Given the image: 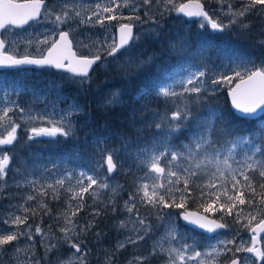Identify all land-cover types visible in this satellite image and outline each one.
Returning <instances> with one entry per match:
<instances>
[{
	"label": "snow or ice",
	"instance_id": "obj_1",
	"mask_svg": "<svg viewBox=\"0 0 264 264\" xmlns=\"http://www.w3.org/2000/svg\"><path fill=\"white\" fill-rule=\"evenodd\" d=\"M152 2L153 0H143L145 5H151ZM156 2L163 5L165 11L175 10L177 13H183L187 17H201L213 31H223L232 25L247 29L249 25L244 22L243 18L253 11L259 12L261 9H264V0H240L239 8H233V5L228 3L225 15H228L230 19L228 24H224L210 16L204 10L199 0H196L195 3H182L178 6L175 0H156ZM217 2L223 4L225 0H217ZM169 5L171 9L168 8ZM127 7H129L128 0H122V2L121 0H109V4L106 6L97 4L92 14L87 19H84L81 16V12L75 10L73 5L67 2L61 3L59 0H53L51 5L46 0H0V68H14L18 72H25L27 68L24 66L53 67L70 73L72 77H78L79 80L72 79L71 83L83 87L89 79V70L97 62L101 61L102 52L113 58L122 49L125 50L124 54H128L130 42L138 39V37H134L133 25L131 23H124L119 26L118 40L113 37L110 43L108 40H105L103 42H93L91 45L83 44L85 48H89L90 50L95 49V54L78 56L73 51V43L70 39V32L72 30L70 21L79 19L80 24L99 23L103 25L105 20L117 19L118 10ZM136 10L133 7V11ZM103 13H108L109 15L104 16L102 15ZM42 17L50 21L56 28H59L61 25H69V30L58 31L57 33H53L51 38L45 36L42 40H38V44L49 45L44 55L34 57L25 54L17 57L16 55L9 54L6 50L9 41L3 38V33L7 32L9 28L23 27L30 22L39 23ZM93 17H95V20H93ZM123 18L130 21L140 19L139 16ZM199 26L200 28H204L205 23H200ZM29 43L31 42L29 41ZM145 62L147 61H140V64L142 65ZM207 76V70L192 72L186 79L179 81L182 86V91L180 92L175 91L171 85L157 86L155 82H149L141 87L139 94L143 97L154 93L156 96L166 99L175 98L172 101L175 110L171 111L170 116L161 117V121L155 124L157 129L166 128L167 135L171 136V134L180 131L184 126L183 121L194 117L191 104L199 102L207 91L205 88ZM65 79L68 78L65 77ZM210 83L214 86L220 84L234 85L229 88L232 105L237 110L239 119L242 122H255V128L251 129L248 135H243L237 133L235 128L228 126L219 127L217 126V122L222 123L220 115L214 110H209V112L204 114L199 124L202 128L201 133L194 137L191 143L180 144L175 147L165 143L163 150L153 152L146 162V174H154L153 182L151 184H141L137 188L136 193L129 195L128 199L124 201V210L131 216H134L135 219L132 222L139 225L135 229L137 233L135 238L132 236L126 237L127 243L135 244L139 240H143L145 235L151 230V226L148 224L146 218L141 217L139 214L137 200L155 209L157 218L161 221L165 220V216L162 215L165 209H184L182 218L188 225L209 233L225 228V224L208 219L207 216L201 215L199 212L187 210L185 205L190 196L192 186L201 189V197H215L212 202L201 204L205 213L215 211V206L220 202L222 196L225 198V203L220 204L219 210H226L229 215L232 214L233 209L237 205H244L246 202L254 211L258 207L264 206V193H257L256 191V176L249 175L250 172L258 174L262 178V182L258 186L260 189H264V159L257 158L258 153L264 156V119H261V117H264V65L256 66L250 60L237 63L236 67L231 69V74L219 73L215 78L210 80ZM51 87L62 91L61 86L55 83ZM27 88L28 85L23 80H20L17 82L14 94L20 95ZM185 94L188 95L186 96ZM193 94H195L194 100L191 99ZM4 95H7L6 91ZM121 102L122 97L120 93L116 92L111 93L109 98L104 101V104L114 106ZM14 108L18 109L21 113L25 112V109L16 104L15 101H11L8 106L0 108V128L8 129L6 135L0 136V153H3V146L13 145L17 141V130L20 128V124L16 123L9 115L14 111ZM80 111V107L74 101L69 106L67 113L59 121L53 122L48 120L51 127H31L28 129L30 133L28 140L31 141L42 136H70L72 134V125L69 122L67 127H65V123L69 116ZM28 119L32 121L44 120L45 117L29 116ZM227 138H231V140ZM257 140L260 141V146H257ZM240 144H251V155L245 153L243 161H236L237 167L233 168L229 161L230 159H234V150ZM225 145H229V147L225 149ZM222 152H225L223 156ZM114 154V152H108L103 156L102 166L106 168L108 176L117 167L114 162ZM11 159L7 153L0 154V184L6 185L7 183L6 177ZM162 160L164 161V166L161 165ZM178 161H182L183 163H177ZM209 166L215 168V171L206 172ZM225 173L228 175L226 176ZM68 175L71 174L69 173ZM79 176L82 179L77 180L78 190L68 189V191L73 193L71 199H78L79 205L75 210H72V205L69 204V213H65L64 215V227L60 228V232L63 233L62 237H55L51 233V230L45 232L39 225L33 229L32 225L27 224V216L13 215L3 221L4 224L10 227L0 229V254L7 252L9 250L7 246H11L13 256L18 257L20 253H24L28 257L24 261L17 259V264H41V260L35 258V252L33 251L35 248V237L40 236L41 245L45 249V256L54 251L59 252L62 244H67L70 249H74L70 257L65 260H61L60 256L57 255L56 264H87V253L82 249L79 233L87 232L93 225L89 223L78 227L74 223V217L84 206L85 193L95 198L97 193L93 189V186L100 189H108L110 185L105 180H98L95 175L88 174L85 171H81ZM202 176L207 177V182L197 184V181ZM161 180L164 182H160ZM217 180L220 181L219 185L217 184ZM85 181L87 182L86 184ZM26 182L32 184L35 188L36 181ZM64 183L63 179H58L54 185L41 186L43 190L37 189V193L39 196H45L48 194L47 189H51L53 198H58L56 196V186L58 185L62 188ZM229 184L230 187L228 186ZM118 188V185L111 187V191L116 193ZM213 189L215 191H212ZM2 191L3 189L0 188V192ZM245 191L251 194L247 198ZM141 192L143 195H139ZM177 193H179V196L176 195ZM257 195L261 196L259 205L256 204L254 199ZM36 198V196L29 195L27 199L35 200ZM40 207H46V205L41 204ZM24 211L28 212L29 209L25 208ZM113 211H115V208H113ZM260 211H264V208H260ZM32 214H35L34 210ZM99 214V212L95 213V215ZM242 214V209L237 212V222H239ZM168 215L170 216L171 214L169 213ZM254 221H257V215L249 212L247 214V225L245 226L250 227L252 235L248 246L238 245L232 249L228 245H235V240H221L219 244L223 245V248L212 247L210 251L201 252L194 250L193 245L188 243H183L179 248L170 247L164 249L157 242L150 255H157V251L159 250L161 255H167L165 264H188V261L193 260L198 261V264H218L219 256L225 252H231L232 258L230 259V264H241L242 258L237 256L236 253L244 252L250 254V256L243 258L244 264H254V262L255 264H260L261 261H264V249L261 248V241L258 238L261 233H264V218H260L252 226ZM126 223V221H121L119 226L125 228ZM12 225L16 226L15 230L11 228ZM21 225H26V228L21 230ZM177 235V226L169 221V227L164 239L170 241L176 240ZM22 237L31 243L21 247L20 241ZM124 247V243L117 245L118 250ZM147 259L148 257L145 256L134 258L136 264H146ZM0 264H4L2 258H0Z\"/></svg>",
	"mask_w": 264,
	"mask_h": 264
},
{
	"label": "rangeland",
	"instance_id": "obj_2",
	"mask_svg": "<svg viewBox=\"0 0 264 264\" xmlns=\"http://www.w3.org/2000/svg\"><path fill=\"white\" fill-rule=\"evenodd\" d=\"M186 2V0H175L176 5ZM201 2L205 0H200ZM212 2L214 0H211ZM46 2L51 5L53 0H46ZM59 2H67L74 6L75 10L81 12V16L84 19H87L88 16L92 14V11L95 10V6L97 4L101 5H108L109 0H59ZM122 2V0H121ZM129 7L127 8H120L118 10V16L117 19L114 20H105L103 25L99 23H93V24H80L79 19L70 21L71 25V32H70V38L73 42V47L78 51V53L81 56L85 55H93L95 54V49H89L83 47V44H89L91 45L93 42H103L105 40H108V42H111V39L115 37V28L120 26L124 23H131L133 25V33L134 37H138V39H134L131 44L128 47V54H124V51H121L117 54L116 58L119 59H130V58H137L143 53L144 45L143 42L147 43L146 36H153L154 39H159V35L161 33L164 37L165 43L169 45L170 49H168L167 54H172V56L176 57V63L179 64L178 66H172L173 68L168 73V80L165 82L164 74L161 73L159 76L151 77L149 79L150 82L158 83V86H167L171 85L173 89L177 92L182 91V86L179 83V81L186 79L192 72H196L198 70H207L208 76L205 80V88L207 91L205 94L210 93H219L223 89H226V91L232 87L233 85H211L210 80L212 78H215L216 75L219 73L224 74H231V69L236 67L237 63H243L246 61H249L251 58V61L256 65L255 59H260L264 61V57L256 51H249L244 46L246 44L250 45V49L260 50L264 49V40L262 42L252 43L251 35L252 33L261 31V34L264 35V25L263 26H255L250 34L245 37L246 44L242 42L241 40L238 42V46L232 41L235 40V38L241 34L242 28H235L232 26H229L225 28L223 31H216L214 33L210 32L208 30V25L205 21H203L202 18L192 19V20H186L184 17L178 15V13L175 10H164V6L161 4H158L156 0H153L151 5H145L143 3V0H128ZM231 3L233 5V8H239L240 7V0H228V2H225L223 4H220L215 0L213 2V6L211 8H206L208 13L215 19L218 20V22L228 24V21L230 17L228 15H225L227 12V4ZM133 7H135L137 10L133 11ZM169 9H171V6H168ZM147 13V15H146ZM162 13V14H161ZM102 15L107 16L108 13H103ZM128 16H139L140 19H133V20H127L123 17ZM93 20H95V17H93ZM142 22L139 26L135 25L134 22ZM200 23H205L204 28H200ZM258 28V29H257ZM69 25H61L59 28H56L50 21L41 18V21L39 23L32 22L27 27L23 29H14L11 28L7 32L4 33V38L9 41V44L7 46V51L13 55L16 56H22V55H34V56H40L43 55L45 50L49 47V45L44 44H38V40H42L45 36L52 37L53 33H57L58 31H68ZM197 34L198 39L197 43H193L192 41H189L188 44L185 43V39L187 38L188 34ZM215 33L220 34V40L222 41L220 45L215 47V49H222L220 55L219 54H213L209 58V60L213 61V63L209 62V66L205 64V67L198 66V62L201 60H205L207 62V57L205 56V59H202V53L204 49H209L207 45H210L211 42L209 40L211 39V35H214ZM231 35L230 37L232 39L229 40L228 37L226 42L223 43V36L226 34ZM241 38V36H240ZM29 41L31 43H29ZM186 45H185V44ZM201 43V44H200ZM236 43V42H235ZM184 44V45H183ZM147 46V45H146ZM200 47L198 49H194L197 47ZM211 46V45H210ZM244 47V48H243ZM260 54V58H259ZM104 60L101 64V66H104L110 62V59L107 58L109 56L106 55V53H101V58ZM195 57H200L198 60H194ZM254 58V59H253ZM253 59V60H252ZM205 62V63H206ZM251 66V65H249ZM159 74L158 72H156ZM30 72H18V71H8L3 70L0 71V108H3L5 106H8L11 101H15L16 104H18L20 107L25 109L24 113L19 112L18 109L14 108V111L10 113L9 115L13 118V120L20 124V128L17 130V141L14 142L13 145H11L9 148H6V146H3V153H7L12 159L10 160L9 169L7 172L6 177V185L0 184V188H2L4 191L0 192V229H6L9 228V225H6L3 223L5 219H8L10 216L13 215H19V216H27V224L32 225L33 229L39 225L45 232H48L51 230L52 234H56V231L59 232V236L62 237L63 233L60 232V228L64 227V215L65 213H69V204L72 205V210H75V208L79 205L78 199H71L73 193L68 191V189H77V180L82 179V177L79 176V173L81 171H85L88 174H93L96 176L98 180H105L110 187L108 189H100L96 186H93V189L97 193L95 198L88 193L84 194V206L82 210H85V213L87 215V212L89 211V214L93 213L95 210H98V206L103 203L105 207H110L111 212L115 215V223L113 227L116 230L117 233V239L115 241L116 251L121 252L127 247H133V249L130 251L134 255L131 256L128 259L120 258L119 257H113L110 255V257L107 255H104L103 258L102 254H98V261H92L89 260L90 254L87 252V250L82 246L83 251L87 253L86 261L87 264H136V261L134 260L137 256H145L148 257V259L151 258H158L157 261L153 264H165L167 260V255H161L159 253V250L157 251V255L152 256L150 253L152 252V249L154 246L157 245V242H159L164 249H168L170 247H177L179 248L183 243H188L193 245L194 250L196 251H210L212 247L217 248H223V245L219 244V241L221 240H235V245H228L229 248L234 249L238 245H244L248 246L250 244V238H251V231L250 227H246L247 225V214L251 211H246L244 213V220L241 222V228L240 229H233L228 228L225 232H220L218 234H215L212 237H207L197 231H194V233L189 232L187 229H185L184 225L180 223L178 214H176L173 210H165L162 215L165 216V220L161 221L157 218V214L153 213L147 217H144L143 215H140L143 218H146L148 224L151 226V230L145 235L143 240H139L135 244L127 243L126 237L132 236L135 238L137 235L135 229L139 227L138 224H134L132 221L135 219L134 216H131L129 213H127L124 210V201H120L118 205H116V200L114 198V195L116 193H113L111 191V187L117 186L118 181L112 176L115 171L108 176L106 173V168L103 167V156L101 154V160L92 163V165L88 166L87 168H82L79 166H68L67 164L64 165L60 161L57 163H50L44 160V152H40L35 158L34 163L31 165H23L22 161L20 160V157H17V160L14 158V152L19 146H23L28 142H35L39 139H50L54 137H37L34 140H28V135L30 134L28 132V129L31 127H51V125L48 123V120H51L53 122L59 121L62 116H64L67 111L69 110V106L73 104L74 100L67 95V91L64 89H67L69 87V84L72 79L79 80V78L72 77L67 74H55L57 76L56 80L50 81L48 83V86H51L53 83L56 85L61 86L62 91H60L57 88L52 87L53 94L49 95L47 93H43L42 91H39L36 93V96H34V100L31 101H22L21 104H19V95L14 94L15 89L17 86V82L20 80H23L25 82V77L29 76ZM67 77L68 79H65ZM90 78V76H89ZM91 79H88L87 83H89ZM66 83V84H63ZM235 83V81H234ZM74 86L78 89V95L83 94L86 84L83 87H79L77 84H74ZM7 92V95L5 96L4 93ZM42 92V93H40ZM109 95L112 93L111 91H108ZM23 93V92H22ZM40 93L41 97L38 98V94ZM84 100H79L77 98V104L79 107L84 106L86 101L88 100V97L85 95ZM10 97V98H9ZM50 99L55 98L56 100H59L55 104L52 105V103L49 101L47 102V106L41 108L40 104L43 103V98ZM59 97V98H58ZM109 98V97H107ZM39 99V100H38ZM42 100V101H41ZM69 101V102H68ZM85 101V103H84ZM172 108L175 110L174 105ZM169 112H163L159 115V117H164L166 115L170 116L171 111L168 109ZM29 116H44V120H29ZM262 118V117H261ZM71 123L72 130L74 129V123L67 119L65 123V127H67L68 123ZM158 122H160L158 120ZM6 128H0V136L7 134ZM161 130V129H159ZM194 139V138H193ZM192 139V140H193ZM189 144V143H187ZM243 144L236 147V149L243 148ZM162 149L155 150L154 152L161 151ZM0 153V154H3ZM108 153V152H107ZM106 153V154H107ZM153 153V152H152ZM152 153H149L145 159V164L147 166V160L151 156ZM105 154V155H106ZM225 153L222 152V156ZM251 155V152L248 153ZM261 156V154H257V158L264 159V156ZM235 157V154H234ZM245 158V154H240V156L234 160V162L231 161L233 168L237 167L236 161H243ZM177 163H183L182 161H178ZM19 165V167H18ZM164 166V164H161ZM208 172L215 171V168L209 166L206 169ZM71 175H68V174ZM227 176L228 174L225 173ZM106 178V179H105ZM58 179H63L65 181L64 186L61 188L60 186H56L57 191L60 190L67 196V202L65 204L60 202H57L60 204V210L57 212L54 217V224L45 227L42 225L43 221L40 216H29L28 212H25L24 209L29 207L28 203H31L34 200H28L29 195L36 196L38 198L37 189H41V186H47L49 184H55V181ZM154 179V174H148L146 176H143L140 185L143 183H152ZM26 181H36L35 188L32 184L27 183ZM160 182H164L161 180ZM87 182L85 181V184ZM119 186V185H118ZM8 187H15L18 189L16 191L15 196H12V194L9 195V200L2 194L5 192L6 188ZM119 189V188H118ZM51 190V189H47ZM52 191V190H51ZM36 198V199H37ZM35 199V200H36ZM38 200V199H37ZM57 208V207H56ZM113 208H115V211H113ZM264 208V206H262ZM260 211V210H259ZM171 214L170 216L168 214ZM85 215V216H86ZM33 216V217H32ZM260 218H264V211H260L259 214H257V221ZM78 214L74 217V223L78 226ZM32 220L35 221V223H32ZM121 221H126V227L121 228L119 226ZM169 221L173 222L177 226V239L176 240H168L164 239V237L167 234V230L169 227ZM257 221L253 222V225ZM14 225L11 226L13 230H15ZM79 227V226H78ZM21 230H24L26 228V225L20 226ZM143 234V233H140ZM79 233V237H80ZM205 236V237H203ZM28 243H31L27 241L26 238L22 237L20 241V246L24 247ZM35 248L33 251L35 252V258L41 260V264H56V257L57 255L60 256L61 260H65L70 257L72 252H74V249H70L68 252H64L63 244L60 246L59 252H51L48 253L47 256H45V249L41 245V237L36 236L35 237ZM119 243H124L125 247L122 249H117V245ZM65 246V245H64ZM261 246L262 249H264V237L261 239ZM8 251L5 253L0 254V258L3 259L4 264H17V259L19 261H24L28 257L25 256L24 253H20L18 257L13 256L11 251V246H7ZM237 256L241 257V264H244L243 258L246 256H250L248 253L240 252L236 253ZM232 258L231 252H225L223 255L218 257V264H228L230 259ZM147 259V261H148ZM207 259V258H205ZM146 261V262H147ZM188 264H198V261H188ZM255 264V262H254ZM260 264H264V261H261Z\"/></svg>",
	"mask_w": 264,
	"mask_h": 264
},
{
	"label": "trees",
	"instance_id": "obj_3",
	"mask_svg": "<svg viewBox=\"0 0 264 264\" xmlns=\"http://www.w3.org/2000/svg\"><path fill=\"white\" fill-rule=\"evenodd\" d=\"M213 2H215V0ZM213 2L211 0H205L201 3L205 8H211ZM225 2H228V0H225ZM243 20L249 25V27L247 29L242 28L241 34L238 35L234 41L230 38L232 37L231 35L225 33L226 36H223V43L228 41L226 38L228 37L229 40L237 46L238 42L236 40L238 39L246 44L245 37L250 34L251 30L255 26L260 27L264 25V9H261L259 12L253 11L249 13L243 18ZM141 23L142 22L139 21L134 22L137 26ZM233 27L240 29L237 25H233ZM258 31L259 32L257 33H252L250 40L252 43L262 42V40H264V35L261 34L260 30ZM162 34L163 33L159 35V39H154L155 37L153 36H146L148 41L147 43L143 42V53L137 58H109L110 62L108 61L104 66H101V61L89 75V79L91 80L89 83H86L83 94L78 95L77 87L70 82L69 87L64 89V91H67L69 97L75 102H77V98H79V100H84V96L82 95L86 94L88 97V100H85L86 103L84 101L85 105L80 107L81 111L73 113L67 118L68 120L70 118L74 123L72 134L68 137L58 135L46 140L39 139L35 142H28L13 151L14 158L17 160V157H20L23 165H33L35 164L34 158L43 151L44 160L47 162L57 163L60 161L64 165L67 164L68 166L72 165L73 167L79 166L87 168L92 165V163L100 161L101 154L105 155L107 152H114V162L117 167L112 176L118 181L119 185L118 192L114 195L116 205H118L120 201H123V199L127 200L129 195L136 193L142 177L148 175L146 174L147 166L145 164L147 155L155 150H163V145L165 143L174 147L180 144L191 143L192 139L201 133L202 128L199 124L204 114L209 112V110H214L220 115L222 123L218 121L217 126L232 127L236 129L237 133L248 135L250 130L255 128L256 124L255 122H242L239 119L230 106L226 89H223L219 93L204 94L199 102L192 103L191 108L194 117H190L187 121H183L182 123L184 126L179 132L173 133L169 136L167 135L166 128L159 130L155 127L158 120L161 121V117H159L161 113L169 112L168 109H170V111L174 110L172 108V101L175 98L166 99L164 97H158L154 93L150 96L143 97L139 94L140 89L150 82L149 79L151 77L153 78L163 73L165 78L174 66L179 65L176 63V57L172 56V54H167L170 47L165 43L164 37H161ZM220 36L221 35L218 33L211 35V39L209 40L211 46L207 45L209 49H204L201 54L202 59H205V56L207 57V62L201 60L200 57H195V59L193 57L195 61L200 59L197 64L198 66L205 67V64L209 66V62L213 63L212 60H209L211 55H220L223 48L215 49V47L222 42ZM197 39V34L189 33L185 39V43L188 44L189 41H192L195 44L197 43ZM249 46L250 45L246 44L244 47L249 51H256V53L259 52L264 57V49L255 50L250 49ZM198 48L200 47L198 46L194 49ZM260 54L259 58L261 57ZM255 60L256 66L264 65L263 60ZM140 61L147 62L141 65ZM26 72H30V75L25 77V84L28 85V88L19 95V104L24 100H34V96H36V93L39 91L49 95L53 94L52 87L47 84L50 83V81L57 79V76L55 75L57 73H54L49 69L42 70V72L39 70L27 69ZM108 91H111L112 93H120L122 102L114 106L105 105L104 101L110 96ZM40 93L38 94V98L41 97ZM185 95L187 96L188 94ZM42 98L43 101H41L43 103L40 104L41 108L46 107L47 102L49 101L53 105L61 100H56L55 98ZM191 99H195V94L192 95ZM261 119H264V117ZM213 139H215V137H213ZM227 139L231 140V138ZM243 145L244 146L241 149L235 148V157L234 159H231L232 162H234L240 154L242 155L251 152V144ZM10 146H6V148H9ZM257 146H260L259 140H257ZM227 147H229V145H225V149H227ZM161 164H164L163 160L161 161ZM206 172L208 171L206 170ZM249 175L256 176L257 193H264V189H260L258 186L259 183L262 182V178H260L258 174L251 172ZM206 182L207 177L202 176V178L197 181V184ZM219 183L220 181L217 180L218 185ZM228 186L230 187V184ZM16 191H18L17 188L8 187L5 192H3V195L9 198L10 194L15 196ZM212 191L215 190L213 189ZM47 193L48 194L45 196L38 195V200L36 199L31 203H28L30 207L28 211L29 216H35L36 214V216L43 217L42 225L44 228L54 224L55 220L53 216L59 212L60 204H65L67 202V196L63 194L61 190L56 193L58 198H53V192L51 190H48ZM200 193L201 189L199 187L192 186L185 207L188 210H195L206 216L222 221L226 226L233 229L241 228V222L244 220V213L246 211H251L254 215H257L260 212V208H262V206H260L254 211L246 202L244 205H237V207L233 209L232 214L229 215L226 210H219L220 204L225 203V198L222 196L220 202L215 206L216 210L211 213H205L201 204L210 203L215 197H201ZM139 195H143V193L141 192ZM176 195L179 196V193ZM250 195L251 194L248 191H245L246 198ZM8 198L7 200H9ZM254 199L256 204L259 205L261 196L257 195ZM57 202H60V204ZM41 204L46 205V207H40ZM137 207L139 209V214L144 217L156 213V210L150 205L140 203L139 200H137ZM97 208L98 210H95L91 214H89L88 211L87 215L85 210L81 209L78 213L77 219L78 226L87 225L88 223H92L93 225L87 232H81L79 237L82 246L90 253L89 260L98 261V254H102L101 258L107 254H109V257L110 255L113 257L122 256L125 259L133 256L134 254L132 252L130 253L133 247H127L118 253L116 251L115 241L117 239V233L113 227L115 223V214L111 212V208L105 207L103 203ZM241 209L243 210V214L239 222H237V212ZM33 210L35 211V214H32ZM170 210L179 214L184 209L171 208ZM96 212H99L100 214L95 215ZM32 223H35V221L32 220ZM184 228L189 232L194 233V230L187 227ZM97 233H99V235H97ZM55 237H60L58 231H56ZM67 246V244H63L62 250L64 252H68L69 247ZM157 259L158 258L156 257L148 259L146 264H153Z\"/></svg>",
	"mask_w": 264,
	"mask_h": 264
},
{
	"label": "water",
	"instance_id": "obj_4",
	"mask_svg": "<svg viewBox=\"0 0 264 264\" xmlns=\"http://www.w3.org/2000/svg\"><path fill=\"white\" fill-rule=\"evenodd\" d=\"M195 3L196 2V0H189V1H187V2H185V3ZM203 5V4H202ZM203 8H204V6H203ZM205 10V9H204ZM178 15H180V16H183L186 20H192V19H197V18H201V17H187V16H185L183 13H178ZM25 26V25H24ZM15 28H21V27H15ZM208 28H209V30H210V32H212V33H214V32H216V31H213L212 29H211V27L208 25ZM134 34V33H133ZM118 37H119V27H117L116 28V39L118 40ZM132 42V41H131ZM131 42H130V44H131ZM122 50H124V49H122ZM121 50V51H122ZM73 51H75V49H73ZM120 51V52H121ZM76 52V51H75ZM45 54H46V52H45ZM118 54V53H117ZM100 62V61H99ZM99 62H97L96 64H98ZM96 64L95 65H93V67H92V69H90L89 70V74L92 72V70H93V68L96 66ZM25 68H33V69H43V68H51V69H53V70H55V71H60V72H64V73H67L66 71H64V70H60V69H55V68H53V67H43V68H40V67H36V66H24ZM5 69H8V70H15L14 68H0V70H5ZM67 74H69V75H71L70 73H67ZM227 98H228V101H229V103H230V106L232 107V109H233V111L235 112V114L237 115V110L236 109H234V107H233V105H232V102H231V96L229 95V90H227ZM238 116V115H237ZM188 210V209H187ZM184 211V210H183ZM183 211L179 214V219H180V221H181V223L183 224V225H186V226H188L189 228H192V229H194V230H197V231H199V232H201V233H204V234H206V235H208V236H213V235H215L216 233H218V232H220V231H225L226 230V227L225 228H222V229H218V230H216L215 232H213V233H209V232H207V231H205V230H202V229H199V228H195V227H193V226H190V225H188L187 224V222H185L184 220H183V218H182V213H183ZM188 211H193V212H197V211H195V210H188ZM200 213V212H199ZM201 215H204V214H202V213H200ZM204 216H206V215H204ZM208 217V219H212V220H215L214 218H211V217H209V216H207ZM217 222H219L218 220H216ZM219 223H221V222H219ZM264 235V233H261L260 234V237L261 236H263ZM260 237L258 238V239H260ZM260 246H261V244H260ZM228 264H230V261H229V263Z\"/></svg>",
	"mask_w": 264,
	"mask_h": 264
},
{
	"label": "bare ground",
	"instance_id": "obj_5",
	"mask_svg": "<svg viewBox=\"0 0 264 264\" xmlns=\"http://www.w3.org/2000/svg\"><path fill=\"white\" fill-rule=\"evenodd\" d=\"M210 6V5H209ZM117 28V27H116ZM115 28V29H116ZM128 71V70H127ZM106 94V93H105ZM44 156V155H43ZM4 191V190H3ZM3 194V193H2ZM89 224V223H88ZM110 226V225H109ZM109 235V234H108ZM104 236V235H103ZM84 239V238H83ZM87 239V238H86ZM103 242V241H102ZM93 244V243H92ZM98 246V245H97ZM98 247H100V246H98ZM95 250H96V248H95ZM102 250V249H101ZM97 251V250H96ZM95 252V251H94ZM89 253V252H88ZM90 254V253H89ZM131 257V256H130ZM123 258V257H122ZM91 259H92V257H91ZM96 260V259H95Z\"/></svg>",
	"mask_w": 264,
	"mask_h": 264
},
{
	"label": "flooded vegetation",
	"instance_id": "obj_6",
	"mask_svg": "<svg viewBox=\"0 0 264 264\" xmlns=\"http://www.w3.org/2000/svg\"><path fill=\"white\" fill-rule=\"evenodd\" d=\"M103 59H104V57H103Z\"/></svg>",
	"mask_w": 264,
	"mask_h": 264
}]
</instances>
